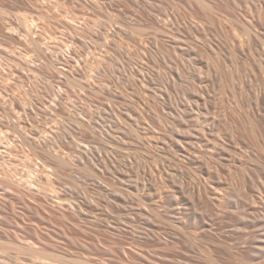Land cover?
Segmentation results:
<instances>
[{"label": "rangeland", "instance_id": "1", "mask_svg": "<svg viewBox=\"0 0 264 264\" xmlns=\"http://www.w3.org/2000/svg\"><path fill=\"white\" fill-rule=\"evenodd\" d=\"M0 264H264V0H0Z\"/></svg>", "mask_w": 264, "mask_h": 264}]
</instances>
